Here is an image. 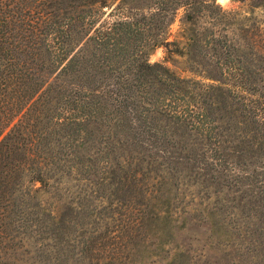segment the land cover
<instances>
[{
  "label": "trees",
  "instance_id": "16d2710c",
  "mask_svg": "<svg viewBox=\"0 0 264 264\" xmlns=\"http://www.w3.org/2000/svg\"><path fill=\"white\" fill-rule=\"evenodd\" d=\"M233 20L217 0H0V38L53 74L3 114L0 264L141 263L187 188L215 197L194 215L217 243L262 255L264 52Z\"/></svg>",
  "mask_w": 264,
  "mask_h": 264
},
{
  "label": "rangeland",
  "instance_id": "374dc122",
  "mask_svg": "<svg viewBox=\"0 0 264 264\" xmlns=\"http://www.w3.org/2000/svg\"><path fill=\"white\" fill-rule=\"evenodd\" d=\"M217 2L224 10L233 13V25L241 26L239 24L241 21L249 28L245 30L248 35H251V32L256 34L261 44V52H264V13L262 9L253 7L249 0H217ZM183 13L184 7H179L170 25L169 38H173L178 33ZM223 29H228L227 25H223ZM164 55V46L159 45L149 52L148 57L150 61H161ZM40 63V59L34 57L31 50L24 44L16 43L9 37L0 38V125L6 120L3 114L17 92H25V94L32 92L44 86L45 80L53 76V74L44 73ZM166 63L182 76L195 75L187 69V62L183 56L173 55ZM257 74L264 76L263 71ZM5 84L7 85L4 86ZM13 106L17 107L19 104H13ZM16 118L14 117L13 120L15 121ZM39 184L40 182L37 181L36 185ZM194 189L187 188L183 193H179V196H182L181 200H177V203L171 206L168 213L170 217L167 220L171 235H168L169 237L165 240H160V232L157 231V237H147L146 243L151 242L149 244L151 252L148 255L144 254L141 263L138 261L136 264H174L175 257V260L183 258L179 254L186 257L187 264H264V252L258 256L247 252L248 245L249 249H252L256 247V244L243 238L245 237L242 236L243 233L238 238L242 246L235 247L216 242L211 235V225L206 217L199 218L194 215L196 207L211 206L215 197L212 193L206 195L203 191L199 194ZM39 193L42 198L48 199L47 192L40 191ZM159 212L162 213L161 210ZM116 224L117 222L112 220L109 227H113L114 230L117 227ZM98 226L100 227L99 232L104 230V224L99 223ZM262 234L264 236V233ZM260 250L263 251L264 247ZM236 252L244 253L247 258L239 262L236 259ZM11 259L16 260L13 257Z\"/></svg>",
  "mask_w": 264,
  "mask_h": 264
}]
</instances>
